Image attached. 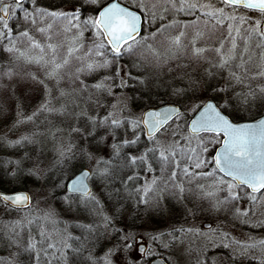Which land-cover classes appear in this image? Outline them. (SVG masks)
<instances>
[{
	"label": "snow or ice",
	"instance_id": "1",
	"mask_svg": "<svg viewBox=\"0 0 264 264\" xmlns=\"http://www.w3.org/2000/svg\"><path fill=\"white\" fill-rule=\"evenodd\" d=\"M0 264H264V0H0Z\"/></svg>",
	"mask_w": 264,
	"mask_h": 264
},
{
	"label": "rangeland",
	"instance_id": "2",
	"mask_svg": "<svg viewBox=\"0 0 264 264\" xmlns=\"http://www.w3.org/2000/svg\"><path fill=\"white\" fill-rule=\"evenodd\" d=\"M264 233H260L259 231L257 232V235H262ZM7 252L6 251H0V256H6Z\"/></svg>",
	"mask_w": 264,
	"mask_h": 264
},
{
	"label": "trees",
	"instance_id": "3",
	"mask_svg": "<svg viewBox=\"0 0 264 264\" xmlns=\"http://www.w3.org/2000/svg\"><path fill=\"white\" fill-rule=\"evenodd\" d=\"M0 155H2V154H0Z\"/></svg>",
	"mask_w": 264,
	"mask_h": 264
}]
</instances>
